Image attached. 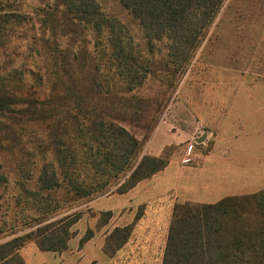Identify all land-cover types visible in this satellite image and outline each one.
<instances>
[{"label": "rangeland", "instance_id": "1", "mask_svg": "<svg viewBox=\"0 0 264 264\" xmlns=\"http://www.w3.org/2000/svg\"><path fill=\"white\" fill-rule=\"evenodd\" d=\"M96 1L106 17L126 25L135 42H142L137 21L118 0ZM61 2L0 0V96L33 102L28 106L17 102L12 111H0L1 129L9 127L15 132L8 141L18 139L20 143L1 154L0 245L8 244L11 254H17L24 264H85L94 253L85 240L96 235L105 237L104 250L111 255L135 225L116 231L112 214L99 212L96 202L118 194L142 157L152 156L157 149L161 151L158 157H167L176 165L191 164L222 129L240 122L252 100L263 99L257 96L264 91V0H225L185 70L170 75L172 67L162 61L166 48L157 44L152 75L139 88L115 94L112 115L143 145L130 174L116 180L114 186H106L102 194L79 201L62 189L50 194L40 191L35 183L38 171L32 166L40 154L36 140L55 116L52 103L43 110L37 102L46 96L55 101L65 92L62 61L70 56L72 61L77 58L79 63L91 61L104 67L101 49L108 46L85 26L61 28ZM138 46L143 58L151 60L146 44ZM47 112L49 121H45ZM19 164L25 167L19 168ZM143 209L138 208L137 216ZM237 217L225 222L224 235L238 236L246 229L253 235L254 230L262 229L264 236V215L253 207ZM83 249L88 257L80 262ZM208 251L213 256L219 254L210 246L206 259ZM8 264L20 263L12 258Z\"/></svg>", "mask_w": 264, "mask_h": 264}, {"label": "trees", "instance_id": "2", "mask_svg": "<svg viewBox=\"0 0 264 264\" xmlns=\"http://www.w3.org/2000/svg\"><path fill=\"white\" fill-rule=\"evenodd\" d=\"M118 1L137 21L143 32L142 42H135L126 25L106 17L96 0L61 2V28L85 26L92 29L99 39L105 40L108 46L101 49L100 60L105 59L104 67L91 61L79 63L77 58L72 61L70 56L62 61L60 72L65 92L55 97V101H48L49 96H46L37 102L43 110L52 103L55 116V120L47 124L45 133L36 140L40 154L38 162L32 165L38 171L35 183L45 193L62 189L74 201H79L102 194L106 186H114L130 174L142 154L143 145L116 122L120 118L112 115L110 108L115 104V94H127L139 88L152 75L155 67L152 57L157 44L166 48L162 61L167 68L172 67L170 75L176 76L185 70L225 2ZM141 43L146 44L151 60L143 58L138 46ZM17 102L26 106L33 103L0 96V111H12L11 106ZM50 118L47 112L45 121ZM2 127L0 124V169L3 167L1 154L8 152V146L14 149L20 144L18 139L9 142L15 132L9 127ZM71 127L73 135L70 134ZM169 162L167 157L143 156L117 193L129 192L141 181L164 170ZM23 166L19 164L18 167ZM249 206L263 216L264 191L225 198L211 205H176L162 264H198L201 261L203 264H264L262 229L254 230L253 235L246 229L244 233L232 237L222 232L226 221L238 220V214ZM123 230L127 228L116 229ZM210 246L215 247L219 254L213 256L208 251L206 259L204 256ZM57 249L46 250L59 251ZM12 258L24 264L17 254H11L8 244L0 245V264H8Z\"/></svg>", "mask_w": 264, "mask_h": 264}, {"label": "crops", "instance_id": "3", "mask_svg": "<svg viewBox=\"0 0 264 264\" xmlns=\"http://www.w3.org/2000/svg\"><path fill=\"white\" fill-rule=\"evenodd\" d=\"M262 93L257 97L263 99L252 100L253 104H248L245 114L239 117L240 122L233 128L222 129L204 154L191 159V164L181 166L170 161L164 170L141 181L129 192L99 199L97 210L112 214L113 228L135 225V230L111 255L104 250L105 237L93 236L85 246L94 253L85 261L88 253L83 249L80 262L162 264L176 205H211L225 198L264 191ZM160 153L157 149L152 156L158 157ZM139 207L144 209L137 216Z\"/></svg>", "mask_w": 264, "mask_h": 264}, {"label": "water", "instance_id": "4", "mask_svg": "<svg viewBox=\"0 0 264 264\" xmlns=\"http://www.w3.org/2000/svg\"><path fill=\"white\" fill-rule=\"evenodd\" d=\"M200 143H202V140H199Z\"/></svg>", "mask_w": 264, "mask_h": 264}]
</instances>
